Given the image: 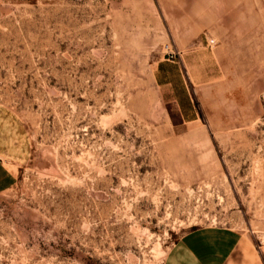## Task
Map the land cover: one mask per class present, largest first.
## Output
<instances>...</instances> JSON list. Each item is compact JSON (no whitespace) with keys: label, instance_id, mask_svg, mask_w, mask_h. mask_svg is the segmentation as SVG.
I'll use <instances>...</instances> for the list:
<instances>
[{"label":"rangeland","instance_id":"374dc122","mask_svg":"<svg viewBox=\"0 0 264 264\" xmlns=\"http://www.w3.org/2000/svg\"><path fill=\"white\" fill-rule=\"evenodd\" d=\"M202 227L264 263V0H0V264Z\"/></svg>","mask_w":264,"mask_h":264},{"label":"crops","instance_id":"0c3cea01","mask_svg":"<svg viewBox=\"0 0 264 264\" xmlns=\"http://www.w3.org/2000/svg\"><path fill=\"white\" fill-rule=\"evenodd\" d=\"M164 264H264L253 245L232 229L202 227L183 234Z\"/></svg>","mask_w":264,"mask_h":264},{"label":"bare ground","instance_id":"6f19581e","mask_svg":"<svg viewBox=\"0 0 264 264\" xmlns=\"http://www.w3.org/2000/svg\"><path fill=\"white\" fill-rule=\"evenodd\" d=\"M154 251H156V255H162L161 252L157 251V249L155 248Z\"/></svg>","mask_w":264,"mask_h":264}]
</instances>
